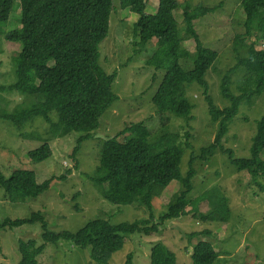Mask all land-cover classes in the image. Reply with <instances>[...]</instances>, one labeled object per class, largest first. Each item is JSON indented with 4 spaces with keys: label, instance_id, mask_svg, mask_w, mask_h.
<instances>
[{
    "label": "rangeland",
    "instance_id": "rangeland-1",
    "mask_svg": "<svg viewBox=\"0 0 264 264\" xmlns=\"http://www.w3.org/2000/svg\"><path fill=\"white\" fill-rule=\"evenodd\" d=\"M121 0H115V11L111 16V25L107 39L99 46L101 68L108 74L117 72L113 91L118 100L107 110L101 119L98 130L82 144L76 156L78 169H74L71 158L81 133L55 136L42 117H35L21 129L12 122L0 118V171L10 177L13 171L30 170L36 173L39 183L52 177L51 188L36 199H28L25 204L11 203L3 188L0 187V222L6 218H28L34 212H41L52 231L77 232L87 223L98 218L112 224L132 223L136 220L149 221L150 211L143 203L115 205L107 201L103 193L107 190L93 182L97 175V166L104 142L119 135L130 124L144 122L151 131L150 144L162 150L168 143L175 142L184 148L181 173L186 176L191 153L211 145L218 131V122L212 121L205 88L193 83L186 86V97L193 105L192 120L184 119L167 112L160 116L153 103L164 70H156L147 62L157 50V40L145 46L139 44L136 24L139 15L124 8ZM181 3L175 17L183 30L184 9L203 5L213 8L220 6L214 13L196 21V29L203 45L218 53V59L206 75L209 95L219 109L230 105L222 96L221 85L228 71L231 73V91L239 95V83L246 70L239 61L249 55L253 44L257 50H264V39L260 33L246 34V15L241 0H178ZM159 0H148L147 13L157 12ZM21 5L15 4L9 22L0 23V85L9 87L17 81L14 58L22 50L20 43L6 40V34L21 28ZM184 47L195 54V41L188 39ZM185 69H191V60H182ZM43 101L41 96H26L16 91L0 90V115L12 113L17 109L30 107ZM264 115V93L254 97L251 102L244 101L238 115L229 122V132L223 144L231 149L236 158H250L252 139L257 131V121ZM56 122L58 116L52 113ZM189 133L192 148L185 146V134ZM130 137L121 135L119 141ZM44 143L52 149V156L40 163L33 161L29 153ZM264 158V154H263ZM193 192L189 195L191 206L188 215L180 219L160 223L167 208L176 194L182 190L178 181L158 197L153 198L154 220L160 223L159 231L150 236L131 234L125 237L123 249L112 255L110 264H125L127 256L133 253V264H151V250L156 244H163L176 254L177 264H193L191 255L193 246L199 242L210 243L219 255L214 264H264V178L253 179L247 172L238 171L228 156L217 152L207 162L195 164ZM226 200L231 215L227 223L222 221H203L195 214L209 215ZM78 206V209L76 208ZM209 232L195 238L190 234ZM41 225H25L14 230H0V264H18L21 260L19 241L36 240L42 244ZM91 249H81L71 242L60 241L48 244L38 258V264H97L91 259Z\"/></svg>",
    "mask_w": 264,
    "mask_h": 264
},
{
    "label": "trees",
    "instance_id": "trees-1",
    "mask_svg": "<svg viewBox=\"0 0 264 264\" xmlns=\"http://www.w3.org/2000/svg\"><path fill=\"white\" fill-rule=\"evenodd\" d=\"M17 2L21 5V28L6 34L7 41L22 45L21 52L14 58L17 81L9 87L0 85V90L41 96L43 101L4 113L0 118L21 129L33 118L42 117L55 136L83 134L71 155L77 170L76 156L82 144L98 130L105 112L118 100L113 91L117 72L108 74L99 64V46L108 37L115 0H0V23L9 22ZM120 3L139 15L136 24L139 44L145 46L157 40V50L147 62L148 66L165 71L152 100L157 113L163 117L170 112L189 123L194 107L186 97V86L196 83L205 88L209 114L213 122H218V131L211 145L199 154L191 153L186 176L181 173L184 148L171 142L166 148L158 150L156 146L164 141L150 144L151 131L144 122L130 124L119 135L107 139L101 149L93 182L102 188L107 186L103 196L111 204L127 206L135 202L143 203L148 207L151 219L112 224L98 218L73 233L50 230L41 212H34L23 219L6 218L0 222V230H14L37 223L41 225L43 243L33 239L20 240L21 260L18 264H38L46 246L60 241L71 242L81 249L90 248L93 262L110 264L112 255L123 249L126 236H150L159 231L160 223L188 215L191 206L189 195L193 192L196 177L195 164L209 161L217 152L226 154L238 171L249 173L253 179L264 178V115L257 121L250 158H236L234 152L223 144L229 132V122L238 115L241 104L251 102L264 93V50H257L252 44L248 57L239 61L240 67L246 70L239 83V95L231 91L230 80L231 73L238 67L228 71L222 81L221 93L230 105L219 109L209 95L205 79L218 59V53L203 45L196 21L214 13L220 6L192 7L188 4L184 9L185 27L182 30L175 17V12L181 7L178 0H159L155 14L147 13L148 0H121ZM241 7L246 15V34L260 33V38L264 39V0H241ZM188 39L195 41V54L184 47ZM182 60H191L192 68L185 69L181 65ZM52 113L58 116L56 122ZM127 134L130 137L125 142L119 141L121 135ZM185 136V146L191 149L188 141L190 134ZM29 155L33 161L40 163L52 156V149L44 143ZM65 178L52 177L39 183L34 171L16 170L8 178L0 171V187L11 203L25 204L28 199H36L47 192L54 180ZM173 181L180 182L182 190L173 197L166 214L159 219L160 223H152L153 198L160 196ZM195 215L203 221L227 223L231 209L224 199L222 205L209 215ZM208 234L197 232L190 237ZM133 259L134 255L130 253L125 264H133ZM191 259L193 264H214L219 255L210 243L203 241L193 246ZM151 264H177V257L169 247L159 243L151 250Z\"/></svg>",
    "mask_w": 264,
    "mask_h": 264
}]
</instances>
